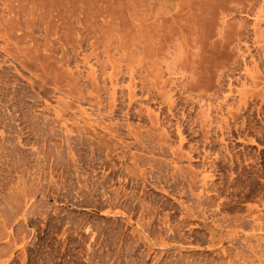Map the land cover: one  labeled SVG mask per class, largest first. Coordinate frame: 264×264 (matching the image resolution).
Masks as SVG:
<instances>
[{
    "label": "rangeland",
    "instance_id": "374dc122",
    "mask_svg": "<svg viewBox=\"0 0 264 264\" xmlns=\"http://www.w3.org/2000/svg\"><path fill=\"white\" fill-rule=\"evenodd\" d=\"M177 1L0 0V264H264V0Z\"/></svg>",
    "mask_w": 264,
    "mask_h": 264
},
{
    "label": "bare ground",
    "instance_id": "6f19581e",
    "mask_svg": "<svg viewBox=\"0 0 264 264\" xmlns=\"http://www.w3.org/2000/svg\"><path fill=\"white\" fill-rule=\"evenodd\" d=\"M188 1H189V0H188ZM188 1H187V2H188ZM190 1H192V0H190ZM190 1H189L188 6L191 5V4H190ZM194 1H195L194 5H196V4H197L196 2H198L199 0H197V1H196V0H193V2H194ZM203 1H205V0H203ZM203 1H202V2H203ZM209 1H210V0H209ZM213 1H214V0H213ZM213 1H212V2H213ZM238 1L240 2L241 0H219V1L215 0L216 3H217V2H219V3H217V4L214 3V4H212V5H215L216 7H217V6H219V7L222 6V7H220L221 9L224 8L225 10L228 9V11L231 10V11H233V12H234L235 10H237V11H235V12H238V10H239V11H240V10H243L245 13H252V12H253L252 14L255 15L256 13L254 14V12L257 11V10L254 11V8L257 7V6L255 7V5H257L258 3H259L258 5H261V4L264 2V1H263V2L260 4V2H259L260 0H259V1H258V0H244V1L242 0L243 2L241 1V3H239V4L237 5ZM165 2H166V0H160V8H161V10H160V9L157 10L155 14L159 15L157 12H160V15H165L166 12H167V13L169 12V10L165 12V10H166V9H165V8H166L165 5L168 3V1L166 2V4H165ZM175 2H176V1H175ZM178 2H179V0L177 1V3H178ZM182 2H183V0H182ZM187 2L185 1V4H184V5H187V4H186ZM212 2L210 1V3H212ZM177 3H176L175 5H177ZM235 3H236V6H235ZM171 4H172V3H171ZM182 4H183V3H182ZM204 4H205V5H204ZM204 4H203V5H204V7H205V6H207V5L209 4V2H208V3H207V2H206V3L204 2ZM229 4H230V5H229ZM231 4H234V5L232 6ZM173 5H174V4H173ZM180 5H181V4H180ZM197 5H201V4H197ZM197 5H196V6H197ZM212 5L210 4L209 6H212ZM240 5H241V6H240ZM263 5H264V4H263ZM263 5H262V8H263ZM166 6H168V5H166ZM215 6H212V7L215 8ZM171 7H173V6H171ZM198 7H199L200 9H202L201 6H198ZM212 7H211V8H212ZM259 7H260V6H259ZM199 8H198V9H199ZM209 8H210V7H209ZM209 8H208V6H207V8L205 7L206 10H201V13L203 12L202 14H205L204 11H208L209 13L212 12V13H214V15H215V13H217V12H218V9H219V8L217 7V8H218V9L216 8V9H217V12H216L215 10H214V11H215V12H214V11H211L213 8H212L211 10H210ZM226 8H227V9H226ZM167 9H168V8H167ZM200 9H199V10H200ZM207 9H209V10H207ZM256 9H257V8H256ZM219 10H220V9H219ZM258 10H259V8H258ZM260 10H261V11H260ZM260 10L257 11V13H258V12H261L262 14H264V11H262L261 7H260ZM263 10H264V9H263ZM210 11H211V12H210ZM220 11H222V10H220ZM220 11H219V12H220ZM208 12H207V13H208ZM223 12H224V10H223ZM223 12H220V13L222 14ZM240 12H241V11H240ZM207 13H206V15H209V13H208V14H207ZM212 13H211L210 18L213 20V18H212V16H213ZM220 13H219V14H220ZM228 13H229V14H228V16H229L232 12H228ZM224 14H227V12H224V13H223V16H225ZM258 14H259V13H258ZM258 14H256L255 17H256ZM262 14H261V15H262ZM200 15H201V14H200ZM206 15L204 16L205 18L203 17L204 19H206ZM217 15H218V13H217ZM246 15H247V14H246ZM249 15H250V14H249ZM155 16H156V15H155ZM221 16H222V15H221ZM226 16H227V15H226ZM228 16H227V17H228ZM258 16H259V15H258ZM258 16L256 17L257 19H259ZM216 17H217V16H216ZM227 17H225V18L223 17V18H224L223 21H224ZM203 18H202V19H203ZM210 18H207V19H206V22H208L209 24H210L211 22L213 23V21H211ZM220 18H222V17H220ZM204 19H203V20H204ZM208 19H209V20H208ZM215 19H216V18H215ZM254 19H255V18H254ZM262 19L264 20V17H263ZM226 20H228V19H226ZM263 20H262V21H263ZM165 21H166V20H165ZM210 21H211V22H210ZM223 21H222L223 24H222V23H219L220 26H221V24H222V27H223V25H224V22H223ZM240 21H241V22H240ZM240 21H238V22H239L238 24L236 23L237 26L234 25V26H236V27L232 30L231 34H229V35L225 34L224 32H223V34H222V31H220V30H222V29H220V28L218 29L220 33H219V32H217V33L220 34V35H218V34H215V35H217V36L220 37L221 34H222V38L220 37V38H221V40H219L220 42H219V41H218L219 43L217 42L219 45L215 43L216 46L218 45V47L222 48V50H223V48L225 49V46H227L228 41H229V40H230V41L233 40V39H232V40L230 39V38H232L231 36L236 37L238 40L245 39V36L248 34V29H247V26H245L246 24L242 23L243 19L240 20ZM243 22H245V21H243ZM204 23H205V22H204ZM204 23H203V24H204ZM225 23L228 24V22H225ZM255 23H257V21L254 22L253 27L251 26L252 29H253V34H254V36H255V37H254L255 40H253V41L258 42V39H260V38H264V30H263L264 28L262 29L263 31H259V29H260L259 27H260V26L258 27V25H259V23H261V22H258L257 24H255ZM262 23H264V22H262ZM233 24H234V23H233ZM204 25H205V24H204ZM206 25H207V23H206ZM210 25H211V24H210ZM210 25H209V26H210ZM214 26H215V25H214ZM231 26H233V25H231ZM195 27H196V26H195ZM225 27H226V24H225ZM227 27H228V26H227ZM229 27H230V26H229ZM229 27H228V28H229ZM196 28H197V27H196ZM196 28H194V29H196ZM212 28H213V27H212ZM223 31H224V29H223ZM198 32H199V31H197V33H198ZM197 33L195 32V34H194V32H193V34L196 35V36L198 37L199 33H198V34H197ZM193 34H192V35H193ZM224 34H225V36H223ZM194 35H193V36H194ZM196 36H195V37H196ZM179 37H180V39H183L182 42L185 41V40H184L185 37L182 38L183 36L181 37V35H180ZM197 37H196V38H197ZM161 38H162V37H161ZM180 39H179V38H175V41H176L175 46H176L179 42L181 43V41H179ZM197 40H198V42H199V37H198V39H194V40H193V41H194L193 43H195V41L197 42ZM263 40H264V39H263ZM263 40H261V41H263ZM178 41H179V42H178ZM191 41H192V40H191ZM198 42L195 43V44H196V45H199ZM201 42H202V41H201ZM201 42H200V45H202ZM259 42H260V41H259ZM147 43H148V42H147ZM180 43H179V45L177 46V47H178L177 52L180 51V50H179V47L182 46ZM183 43H184V42H183ZM261 43H262V42H261ZM186 44H188V43H186ZM146 45H147V44H145V46H146ZM149 45H150V43H149ZM149 45H147V48L149 47ZM180 45H181V46H180ZM196 45H194V46H196ZM187 46L189 47V45H186V47H187ZM173 47H174V46H173ZM177 47H176V48H177ZM184 47H185V46H184ZM198 47H199V46H198ZM198 47L196 46V49H197ZM202 47H203V45H202ZM260 47H261V50H262V53H263L262 55H264V46H260ZM176 48L174 47L175 50H176ZM181 48H183V46H182ZM190 48H191V46H190ZM190 48H189V52L192 50L193 52L191 51V52H192L191 54H193L195 49H194V47H192L191 50H190ZM145 49H146V47H145ZM193 49H194V50H193ZM198 49H202V48L199 47ZM178 50H179V51H178ZM181 50H182V53H183L184 50H183V49H181ZM172 51L174 52V50H172ZM201 51H202V50H201ZM175 52H176V51H175ZM197 53H198V52H197ZM197 53H196V54H197ZM199 53H200V52H199ZM173 54H174V53H173ZM180 54H181V52H180ZM183 54H184V53H183ZM174 55H175V54H174ZM176 56H177V55H176ZM179 56H180V57H177L176 59L181 58V55H179ZM194 56H195V54H194ZM194 56H193V57H194ZM182 57H183V56H182ZM185 58H186V57H184L183 62L185 61L186 63L184 62V64H183V63L181 62L183 65H182V64L179 65L180 62L177 63L180 59H178V60H173V61H175V63H174L175 65H177V64L179 65L178 67H176L177 69H178V68H181V69L183 70V69L185 68V70H184L185 72H188V74H189V72H190L189 75H191V76L189 77V75H188L190 81L187 79L188 77L185 78L184 75L182 76V77H184V79H185L186 81H187V80L189 81L188 83L184 80V81L186 82V84H183V83H184V82H182V81H183V80H182L183 78H182V79L179 78V79L182 80V81H181L182 83L180 82V87H182L183 89H184V87H185V88H186L185 91L192 92V91L194 90V87H195L196 84H197L196 79H195L197 74H196V71H195V70H197L198 68H197L194 64H197V63L199 64V63H201V62H197V61L193 60L194 58L192 59V57H191V58H186L187 61L185 60ZM188 59H189V60L192 59L193 61L190 60L191 62H189ZM173 61H171V62H173ZM180 61H181V60H180ZM171 62H170V63H171ZM174 64H170V65H174ZM198 64H197V65H198ZM170 65L168 64L167 66H169V68H170ZM183 66H184V67H183ZM171 67H172V66H171ZM167 68H168V67H167ZM173 68H174V71H175V67H174V66H173ZM179 70H180V69H179ZM179 70H178V71H179ZM174 71H173V72H174ZM184 71H181V70H180L179 73H181V72H182V73H185ZM176 72H177V71H176ZM194 72H195V73H194ZM182 73H181V74H182ZM174 74H175V72H174ZM186 74H187V73H186ZM175 80H176V79H175ZM177 80H178V79H177ZM152 84L156 86V84H154V83H152ZM158 88H159V87H157L156 90H159ZM161 90H162V88L160 89V91H161ZM164 92H165V93H164ZM164 92H163V93L166 94V91H164ZM167 93H168V91H167ZM129 94H130L129 99H132V97H133V96H132L133 93H129ZM161 95H162L161 99H163V94H162V92H161ZM166 95H167V94H166ZM164 98H165V99H163V100L167 101V103H165V104H168V105H166V106L168 107L167 109H168V110L170 109V111H171V106L174 105V104H173L174 101L170 99V98H171L170 96H166V97L164 96ZM163 100H162V101H163ZM163 103H164V101H163ZM149 118L151 119L150 122L153 123L152 125L154 126V124H155V126H156V123H157V121H158V117L155 115L154 117L150 116ZM131 134H132V133H131ZM138 136H139V135L136 134V133L132 134V137H133L135 140H137ZM158 136H159V135H158ZM154 137H156V136H154ZM147 138H148V139H151V137H147ZM147 138H144V139H147ZM158 138L160 139L161 137L159 136ZM158 138H157V139H158ZM159 139H158V140H159ZM151 140L153 141V140H155V139H151ZM161 140H162V139H161ZM161 140L158 142V144H160V142H162ZM147 141H148V140H147ZM159 147H161V144H160ZM169 149H170V148H169ZM171 149H172V148H171ZM171 149H170V150H171ZM173 150H174V149H173ZM177 153H178V152H177ZM177 153L174 152V154H177ZM173 156L175 157V155H173ZM179 171H180V170H179ZM191 190H192V189H190V191H191ZM200 194H201V192H200ZM116 195L118 196V194H115V197H116ZM197 195H198V194H196L195 196H197ZM121 196H122V195H121ZM122 197H123V196H122ZM198 197H199V195H198ZM201 197H202V196H201ZM118 198H120V196H118ZM198 199H199V198H198ZM116 201H117V200H116ZM218 205H219V204H216V207H217ZM250 216H251V215H250ZM250 216H249V217H250ZM255 218H256V217H254V219H255ZM252 219H253V218H252ZM252 219H251V217H250V220H252ZM214 220H219V219H214ZM258 220H259V219H258V217H257V222H260V220H259V221H258ZM235 221H236V220H235ZM242 221H243V220H242ZM240 222H241V221H240ZM240 222L237 221V223H239L238 225L242 224V223H240ZM252 222H253V221H252ZM257 222H256V220H255V223L253 222V223L255 224L254 226H256ZM235 223H236V222H235ZM249 223H250V222H249ZM232 224H233V223H232ZM220 225H221V224H220ZM233 225H235V224H233ZM236 225H237V224H236ZM250 225H251V224H250ZM252 226H253V224H252ZM221 227H224V226H221ZM228 227L230 228V226H228ZM228 227H225V228H228ZM233 227H234V226H233ZM235 227H238V226H235ZM235 227H234V228H235ZM223 229H224V228H223ZM231 229H233V228H232V225H231ZM213 232H214V231H213ZM231 233H233V232H231ZM231 233H230V234H231ZM228 234H229V233H228ZM228 234H227V235H228ZM220 238H221V237H220ZM218 239H219V238H218Z\"/></svg>",
    "mask_w": 264,
    "mask_h": 264
}]
</instances>
